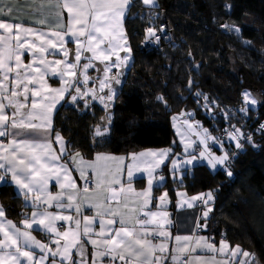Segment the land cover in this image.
I'll list each match as a JSON object with an SVG mask.
<instances>
[{
    "label": "snow or ice",
    "instance_id": "1",
    "mask_svg": "<svg viewBox=\"0 0 264 264\" xmlns=\"http://www.w3.org/2000/svg\"><path fill=\"white\" fill-rule=\"evenodd\" d=\"M142 2L148 6L149 22L152 25L145 29V41L158 43L161 39H167L157 35L154 26L153 17L159 18L156 0ZM29 6L33 16L39 13L41 17L35 23L45 26L49 23L45 10L51 11L54 8L52 15L55 24L53 27L36 28L22 22L0 19V137L6 138V142L0 141V182L6 187L15 185L13 198L23 196L26 206H30L32 210L30 218L27 214L22 215L20 223L23 228H19L5 218L6 210L0 206V264H46L49 256L51 264H88L84 238L92 245V264H97V259L103 257L111 258L113 264L117 259L122 264H167L169 256L171 264H216L215 254L219 251L224 256L229 251L223 235L219 249L214 238L198 235L195 231L192 235H176L175 244L170 249V232L166 228L171 223L169 213L147 209L151 192L156 187L154 182L164 179L156 170L166 157L172 159L170 171L174 182L181 178L184 166L191 165L194 168V161L203 160L213 169L218 165L223 166L231 176L232 172L228 168L229 155L224 152L223 145L221 144V155H216L208 146L209 141L216 143L219 138L213 137L208 129L194 130L193 125L197 122L184 118L181 122L186 126L184 134L181 128H177V135L184 145L183 160L169 157L170 149H162L133 152L127 158L97 152L93 160L86 161L79 151L70 152L71 146L53 128L54 109L66 98L65 93H69L74 103L84 100L86 107L89 102L85 98L99 100L106 113L101 120L110 122L111 115L107 110L115 95L111 82L115 80L117 84L121 83L120 67L129 60L131 52L123 26V20L132 7L131 0H39V3L31 0ZM12 11L10 5L0 8V14L11 15ZM64 13H67L66 23ZM164 30L161 25L160 31ZM66 37H70V42L76 45L75 62L69 58L65 48L68 42ZM50 50H58L65 59L49 60L48 56L56 54ZM121 52L128 55L121 56ZM25 53L30 57L27 64L22 59ZM85 53L90 55H84ZM82 57L87 62L81 65ZM97 61L103 64V76L95 78L98 88L95 81L89 87L91 78L88 70L96 67L99 72V67L94 63ZM112 68L117 69L115 75L111 74ZM49 74L60 78V87L53 88L48 84L45 77ZM81 83L84 85L83 89L79 86ZM72 88H75L74 93L69 92ZM105 89L107 94H100ZM196 95L199 97L203 94L198 92ZM241 95L243 103L239 111L247 114L251 110L249 106H255L258 98L248 90H244ZM158 99L163 100V97ZM204 99L207 102L206 95ZM205 109L212 111L208 103L205 104ZM180 116L190 117L191 113L182 111ZM172 119L173 127L176 128L177 117L173 116ZM232 127L234 131L226 130V135L230 141L235 142L237 149H241L243 133L240 128L234 125ZM52 131H56L55 143L59 146V152L53 147L50 136ZM188 132L199 139L202 146L199 156L188 151L192 147V142L185 138ZM107 133V123L96 125L94 141L97 137L102 141ZM248 141L252 142L251 136ZM65 155L70 157L82 179L86 178L90 170L91 180L85 179L82 189L72 179L69 166L60 162ZM125 163L128 177L126 182L122 179ZM135 172L143 173L147 179L148 186L141 192L132 188ZM9 175L11 184L6 180ZM53 176L61 190L55 194L48 190ZM115 185L119 187H114ZM167 195L165 192L159 197L158 209L167 202ZM177 196L183 197L177 200L178 210L185 205L194 208L197 206L196 202H202V216L206 226L209 213L213 210L209 203L213 200L212 192L200 193L190 198L177 192ZM65 199L67 203L64 202ZM85 205L95 215H83L81 222ZM53 207L57 211H49ZM64 209H74L76 215L63 214L61 210ZM96 219H99V231L93 227ZM56 221L65 222L67 227L57 225ZM117 223L119 227H113ZM34 225L38 229H34ZM200 227L203 226L197 223V228ZM34 230H40L45 235L51 234L50 244L55 247L36 239L32 235ZM34 249H38L41 255L37 257ZM198 250L212 253V256L206 258L194 255ZM241 251L239 245L231 248L232 259H239V264H249L248 260L238 257L237 254ZM74 256L79 259H74ZM251 256V253L243 251L244 258ZM223 264H232V261L225 259Z\"/></svg>",
    "mask_w": 264,
    "mask_h": 264
},
{
    "label": "trees",
    "instance_id": "2",
    "mask_svg": "<svg viewBox=\"0 0 264 264\" xmlns=\"http://www.w3.org/2000/svg\"><path fill=\"white\" fill-rule=\"evenodd\" d=\"M156 3L159 18L153 20L165 23L170 38L157 49L140 52L136 45L145 23L136 17L125 20L132 61L110 111L109 133L102 141L99 137L94 141L95 126L105 115L94 104L84 108L79 103H62L54 113L53 128L71 146L70 152L86 157L161 148L176 152L177 147H171L174 136L168 116L177 111H192L214 137L233 125L240 128L242 150L229 138L219 141L229 155L232 175L224 168L211 173L198 165L184 177L181 187L189 193L212 192L213 210L206 226L201 220L207 237L217 241L223 235L231 245L252 254L251 264H264V129L260 127L264 124V0ZM169 14L173 15L170 20ZM222 24L236 26L239 35L222 30ZM244 89L258 98L257 108L247 114L239 111ZM198 92L203 95L198 97ZM206 103L211 112L205 109ZM13 192L11 187H0V204L8 217L16 216L18 198H13Z\"/></svg>",
    "mask_w": 264,
    "mask_h": 264
},
{
    "label": "crops",
    "instance_id": "3",
    "mask_svg": "<svg viewBox=\"0 0 264 264\" xmlns=\"http://www.w3.org/2000/svg\"><path fill=\"white\" fill-rule=\"evenodd\" d=\"M134 1L138 2V5L140 6V8H142V6L145 7V8H148L147 6L143 5L142 0H131L132 4H135V3H133ZM36 2L39 3V0H36ZM30 4H31V0H0V8H5V5H10L12 7V10H13L11 15L0 14V19L6 20V21H11V22H14V23L22 22L25 25L33 26V27H36V28H47V27H53L54 26L55 18L52 15V12L55 11L54 8L51 11H48L47 9L45 10V14L47 15L48 20H49L48 25L45 26V25H39V24L35 23V20L38 19V18H41V17L39 15V13L35 14V16H33L31 14V7L29 6ZM132 8L133 7L130 8V10L126 14V18L123 20L124 30L126 29L125 25H124L125 20L127 18H129V17L137 16L135 14V12L132 15H130V12H131ZM5 11H6V9H5ZM135 11H137V9H135ZM63 15L65 17V23H66L67 13H64ZM0 31H2V30H0ZM125 33H126V30H125ZM65 39H66V41H68L65 44V48L67 49V51L69 53V58L72 59L73 62H75L74 61V56H75L76 45H75V43H71L70 42V40H71L70 37H66ZM128 39H129V37H128ZM50 51H53L56 54L53 55V56H48L47 58L49 60H53V59L64 60L65 59L64 56L59 54L58 50H50ZM85 55H90V54L85 53ZM22 59L24 61V64H27L29 62V60H30V57L28 56L27 53H25L24 56L22 57ZM82 60H83L82 63L86 62L84 59H82ZM126 71H127V69H126ZM126 71L125 70L122 71L120 73V75H119L121 84H122L123 76L125 75ZM90 75L91 76L95 75L93 70H91ZM45 79L47 80L48 84L51 87H53V88H57V86H61L60 85V78L58 76H53V75L49 74V75H47L45 77ZM74 79H76V78L74 77L73 80ZM121 84H120V86H121ZM120 86H116L115 84L113 85V87H115L117 92H118ZM67 99H68V96H66L65 99L61 100L59 102V104H57L56 109H54L53 116H54V113L57 110V108L62 103H64V102L66 103ZM78 103L82 104L80 102H78ZM78 103H73L71 105H76ZM55 135H56V132L52 131L51 134H50L51 141H52L54 149L57 152H59V146L56 145V143H55ZM0 141L6 142V138L5 137H0ZM162 149H165V148H161V149H146V150L156 151V150H162ZM214 149L217 151V149L215 147H214ZM223 150L226 151L224 146H223ZM141 151H145V150L136 151V153L141 152ZM217 152L220 153L219 151H217ZM104 153H107V154L115 156V157L123 156L125 158H127V156L130 154V153H127V154H114V153H110V152H104ZM131 153H133V152H131ZM95 154L96 153H94L90 157H86L85 155L80 153V155L86 161L93 160L95 158ZM168 156L172 158L170 153L168 154ZM176 159L181 160L179 158H176ZM170 161H171V159L166 157L165 160H164V163L161 164L160 167L156 170L157 173L160 176L164 177V179H163V181L154 182L156 184V187L151 192L150 202H149L147 210H151V211H161L162 210V211H167L169 213V219H170L171 223L166 225V228L170 232V237H169V241L168 242H169V248L171 249V246L173 244H175V236L176 235H181V236H183V235H192L194 233V231L198 235H202V236H205V237H207V235H205L203 233L204 227L197 228V223H199L200 225L203 226V224L201 223V220H204V218L202 217V212H203V204H202V202H196L197 206L194 207V208H188L185 205L183 208H181L179 210L177 209V200L183 198V197H178L177 196V192L183 193L185 196H187L189 198L192 197V196H196V195H198L200 193H189V192H187V190L185 188L181 187L182 183H178L177 180H175V182H174L172 173L170 171V169L172 167V166H170V163H171ZM60 162L69 166V171H70V173L72 175V179L77 183L78 188L82 189L83 188L82 182H83L84 179L81 178V176H80L79 172L77 171L76 167L72 165V161H71L70 157L68 155H65V156L62 157ZM126 163H127V160H126ZM126 163H125V167H124V170H123V173H122V179L125 182L128 179ZM202 165L205 166L211 173H214L213 171H211V169L209 168V166L206 163H202ZM189 169L190 168H188V167H186V168L183 167L181 170L183 171V174L185 172V174L187 175ZM134 177L135 178L132 181V188L136 192H141L145 188H147V186H148L147 185V179L144 178V174L143 173L135 172L134 173ZM86 178H89L91 180L90 170H89V173L86 176ZM61 179H63V177H61ZM6 180H7L8 184H11L10 175L6 177ZM1 186H5L3 184V182H0V187ZM114 187H119V185H115ZM11 188L14 191L15 185H12ZM48 190L50 192L54 193V194L61 191L60 188L58 187L57 183H56L55 176H53L50 179L49 184H48ZM165 192H167V194H168L167 195V202L164 203V204H161L160 208L158 209L157 208V204H160L159 197L162 194H164ZM201 193L207 194L208 192H201ZM64 202L67 203V200L65 199ZM28 205H30V201L28 202ZM0 206H2V205L0 204ZM31 211H32L31 207L30 206H26V202L24 201V197L20 196L18 198V201H17L16 216L8 217L6 215V212H5V218L7 220H11L17 227L23 228V225L20 223L22 215L23 214H27L29 216V218H30L31 217ZM49 211L55 212V211H57V209L53 207V208L49 209ZM61 211L63 212V214H70L72 216L76 215L74 209H71V210L64 209V210H61ZM83 215L94 216L95 213H94V211L91 208H89L87 205H85L83 210H82L81 222H83ZM56 223H57V225H63V227H65V228L67 227V224L65 222H63V221H56ZM33 227H34V229H38L37 225H34ZM93 227L96 229V231H99V227H100L99 219H96L94 221ZM113 227H119V224L117 223V224L113 225ZM61 230H63V229H61ZM32 235L36 239L41 240L44 243H49L50 244L49 236L51 234L45 235L40 230H34V231H32ZM93 238H95V237H93ZM157 239H159V238H157ZM220 240H217L215 242V245H216L217 249H219V247H220ZM83 244L85 246V253H86L87 262H88V264H92V251H93L92 245L87 242L86 238L83 239ZM227 244L229 246V251L227 253H225L224 256H222L219 253V251L215 254L216 264H223V261L225 259L232 261V264H239V259L233 260L232 256H231V252H230V249L235 247V246L231 245L228 242H227ZM50 246L53 247V248L55 247L54 244H50ZM33 251L35 252L37 257L39 255H41V253L39 252L38 249H34ZM196 254L205 256L206 258L212 256V253H209L207 251L200 252L198 250L197 253H195L194 255H196ZM237 255L241 259L248 260V258H249V257L248 258H244L242 251L240 253H238ZM74 259H79V257H75L74 256ZM101 261L103 262V264H113V261L109 257L98 258L97 259V264H101ZM46 264H51V257L50 256H49L48 261H46ZM114 264H122V262L117 259L114 262ZM167 264H171L170 256L168 258Z\"/></svg>",
    "mask_w": 264,
    "mask_h": 264
},
{
    "label": "rangeland",
    "instance_id": "4",
    "mask_svg": "<svg viewBox=\"0 0 264 264\" xmlns=\"http://www.w3.org/2000/svg\"><path fill=\"white\" fill-rule=\"evenodd\" d=\"M133 3H135V4H132V10H131V12H135V14L136 15H138V14H140V12L142 11V13H143V11L146 9L145 7H143L142 6V10L141 11H139V8H140V6L138 5V2L137 1H134ZM143 3V2H142ZM134 5V6H133ZM144 5V4H143ZM144 6H146V5H144ZM148 7V6H147ZM138 9V11H135V9ZM146 16H144V18L143 19H141V17H137V16H135L136 18H137V20L139 21V23H140V21H142V23H145V25H144V27H148L147 25L148 24H146V22L147 23H150L149 22V20H147L148 19V17H147V14H145ZM143 17V16H142ZM170 17H172L173 18V15L171 16L170 14H169V16L167 17L169 20H170ZM154 24H155V26L156 27H158L159 25H163L164 27H166V25H165V23H163V22H160V23H157V22H155L154 21ZM224 25H227V24H222L221 26H219V27H221V29L222 30H225V31H228V32H230V33H232L233 35H239V31H236V29H237V27L236 26H234V25H227V27H222V26H224ZM167 28V32L169 33V31H168V27H166ZM126 30V35L128 36V33L127 32H129V29L128 28H126L125 29ZM129 37V36H128ZM243 42V44L244 45H246L247 44V42H245V41H242ZM129 45H130V49H131V47H132V44H131V42H130V39H129ZM85 55V54H84ZM120 55L121 56H124V55H128V53H124V52H121L120 53ZM132 55H131V53H130V57H129V60L126 62V64H124V65H121V67H120V73L122 72V71H126V69H128V67L130 66L129 64H131V61H132V57H131ZM83 59V58H82ZM81 59V65L83 64L82 63V60ZM115 59V57H113V60ZM87 62V61H86ZM98 67H99V72L97 71V68L96 67H93V68H90L89 70H88V75H89V77L91 78L90 79V81H89V87H91L92 86V84H93V82L95 81L96 82V87L98 88L99 87V84H98V81H96L95 80V78L99 75V76H103V64H100L98 61L97 62H94ZM129 65V66H128ZM91 70H93V72H94V74L95 75H93V76H91L90 75V73H91ZM116 72H117V69L116 68H112V70H111V74L112 75H115L116 74ZM119 79H120V76H119ZM75 80V79H74ZM116 85V86H120V84L121 83H119V84H117L116 82H115V80H113L112 82H111V86H112V88L115 90V95H114V98H113V100L112 101H110L109 103H110V107L108 108V113L111 115V109H112V107H113V105H114V99H115V96H116V94H117V90L115 89V87H113V85ZM80 88L81 89H83V87H84V85H83V83H81L80 85ZM58 87H60V86H57V88ZM244 90H246V89H244ZM243 90V91H244ZM242 91V92H243ZM69 92H71V93H74L75 92V88H72V89H69ZM250 92V91H249ZM252 93V92H251ZM100 94H103V95H106L107 94V89H105L104 90V93H100ZM65 96H68V99L66 100L67 102H66V104H68V105H71V104H73L74 102H72V100H71V96L69 95V93H65ZM85 99H87L88 100V102L90 103V104H94V105H96L97 107H99L100 109H103V111L105 112V109H104V105L102 104V103H100V101L99 100H95V101H93L92 99H91V97H87V98H85ZM242 101H243V98H242ZM80 103H82V106L84 107V108H87L86 106H85V103H84V100H80L79 101ZM88 103V104H89ZM257 106H258V103L255 105V106H249V108L251 109V110H254V109H256L257 108ZM182 111H177V112H173L171 115H169L168 117V124H169V127H170V129L172 130V132H173V136H174V139H173V143H172V145H171V147H173V145L174 146H176L177 147V150H176V152H174V149L173 148H165V149H170V151H169V153H170V155L172 156V158H179V159H181V160H183L184 159V154H185V151H184V145L183 144H181V137L180 136H178L177 135V128H181L182 129V134H184V129L186 128V126H183L182 125V120L184 119V118H188V119H190L191 121H194V122H197V123H194V125H193V129L195 130V129H197V128H203V129H207V127H205L202 123H200V122H198V120H196L195 119V117H194V114H193V112L192 111H189V110H183V112H185V113H191V116L190 117H181L180 116V113H181ZM105 115H106V113H105ZM104 115V116H105ZM173 116H176L177 117V120H176V128H174L173 127ZM112 120V119H111ZM111 120H110V122L109 121H107V120H104V121H102L101 120V124L102 123H107L108 124V127H109V125H110V123H111ZM220 135V134H219ZM213 136V135H212ZM214 137V136H213ZM217 138H218V135L216 136ZM185 138H186V140H188L189 142H192V147H190L189 149H188V151L189 152H192V153H194L196 156H199V154H200V151L202 150V146L200 145V143H199V139H197V137L195 136V135H193L191 132H188L187 133V135L185 136ZM218 144V145H217ZM221 144L219 143V142H216V143H213L212 141H209L208 142V146L212 149V151L216 154V155H221L222 153H221ZM214 147L217 149V151H219L220 153H218L215 149H214ZM240 150H242V148L240 149ZM224 152H226V151H224ZM228 154V153H227ZM171 163H170V166H172V159H171V161H170ZM196 166H198V165H202V163H206L207 165H208V163H207V161L206 160H203V161H194L193 162ZM185 168L186 167H188V168H190L189 169V171H188V174L190 175V170L193 168L191 165H186V166H184ZM210 168V167H209ZM224 167L223 166H217L215 169H213V168H210L211 169V171H213V172H215V171H217V170H220V169H223ZM181 178L180 179H177V181H178V183H183V181H184V177L186 176V174H185V172H184V174H183V171L181 170ZM182 181V182H181ZM209 203H211V201L209 202ZM203 217V216H202ZM215 242H216V239H215ZM248 261H249V264H251V262H252V259H251V257H249L248 258Z\"/></svg>",
    "mask_w": 264,
    "mask_h": 264
},
{
    "label": "built area",
    "instance_id": "5",
    "mask_svg": "<svg viewBox=\"0 0 264 264\" xmlns=\"http://www.w3.org/2000/svg\"><path fill=\"white\" fill-rule=\"evenodd\" d=\"M145 14H147V17H148L147 20H149V10H148V9H145V10L143 11V13H142V11H141L140 14L138 15V17H142V16H143V18H144V16H146ZM144 19H145V18H144ZM147 26L150 27V26H152V25H151V23H149ZM154 26H155V24H154ZM160 27H161V25H159L158 27L155 26V28H156V30H157V35H159V36H161V37H166L167 39H161L158 43H157V42L147 43V42L145 41V29H146L147 27H145V29H144V34L141 36L140 41H139L138 44L136 45V48H137L138 51H140V52H149V51H151V50L157 49L158 46H159V44H160V42H167V41L169 40L170 36H169V34H168V32H167V28L164 27L165 30H164L163 32H161V31H160ZM262 125H264V124H262ZM260 127H261V126H260ZM261 128L264 129V127H261ZM230 131H234V128L231 127ZM248 137H249V136H248ZM248 137H246V140L248 139ZM218 138H219V141L222 142V143H225V142L228 141V136L226 135V133L220 134V135L218 136ZM86 179H88V180L90 181L89 178H86ZM82 185H83V187L85 186V179L83 180ZM89 186H91V184H90ZM209 237H210V238H214L213 236H209ZM214 240H215V238H214Z\"/></svg>",
    "mask_w": 264,
    "mask_h": 264
},
{
    "label": "clouds",
    "instance_id": "6",
    "mask_svg": "<svg viewBox=\"0 0 264 264\" xmlns=\"http://www.w3.org/2000/svg\"><path fill=\"white\" fill-rule=\"evenodd\" d=\"M137 9V8H136ZM146 9H148V8H146ZM142 10V8H139V11H141ZM137 11H138V9H137ZM139 15V14H138ZM138 15H137V17H138Z\"/></svg>",
    "mask_w": 264,
    "mask_h": 264
}]
</instances>
